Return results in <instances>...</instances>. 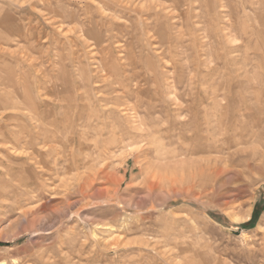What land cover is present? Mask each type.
Wrapping results in <instances>:
<instances>
[{"label": "rangeland", "instance_id": "rangeland-1", "mask_svg": "<svg viewBox=\"0 0 264 264\" xmlns=\"http://www.w3.org/2000/svg\"><path fill=\"white\" fill-rule=\"evenodd\" d=\"M0 264H264V0H0Z\"/></svg>", "mask_w": 264, "mask_h": 264}, {"label": "bare ground", "instance_id": "bare-ground-1", "mask_svg": "<svg viewBox=\"0 0 264 264\" xmlns=\"http://www.w3.org/2000/svg\"><path fill=\"white\" fill-rule=\"evenodd\" d=\"M244 107V106H243ZM234 108V107H233ZM245 111H246V109H244ZM243 110V111H244ZM238 111V110H237ZM242 111V112H243ZM244 113V112H243ZM237 114H239V113H237ZM244 115V114H243ZM239 116V115H238ZM246 116V115H245ZM243 117V116H242ZM233 118V117H232ZM237 118V117H236ZM237 120V119H236ZM221 121V120H220ZM219 121V122H220ZM235 121V120H234ZM233 121V122H234ZM209 122V121H208ZM206 123V122H205ZM217 123V122H216ZM239 123V122H238ZM242 123V122H241ZM219 125V124H218ZM240 125V124H239ZM238 126V125H237ZM211 127H213V126H211ZM238 128V127H237ZM246 128V127H245ZM220 130H221V128H220ZM229 130V129H228ZM242 130V129H241ZM209 131H211L210 130V128H209ZM224 131V130H223ZM225 131H227V130H225ZM237 132H238V130H237ZM242 132V131H241ZM226 133V132H225ZM229 133V132H228ZM231 133V132H230ZM233 133V132H232ZM222 135V134H221ZM227 135V134H226ZM207 137H209V136H207ZM214 137V136H213ZM227 137V136H226ZM223 138V137H222ZM148 139V138H147ZM214 139V138H213ZM216 139V138H215ZM205 140H206V138H205ZM207 140H208V145H210L209 144V138H207ZM203 142V141H202ZM205 142V143H206ZM211 142V141H210ZM220 142V141H219ZM204 143V142H203ZM217 143H218V141H217ZM216 143V144H217ZM221 143H223V142H221ZM206 146V145H205ZM226 146V145H225ZM196 147V146H195ZM197 147H198V145H197ZM209 147V146H208ZM214 147V146H213ZM216 147V146H215ZM214 147V148H215ZM194 149V148H193ZM201 149V148H200ZM207 150H208V148H207ZM194 151H195V149H194ZM205 151V150H204ZM149 152V151H148ZM193 152V151H192ZM191 152V153H192ZM195 152H197V151H195ZM188 153V152H187ZM218 155V154H217ZM219 160V159H218ZM217 159H206V160H204V162L206 163L205 164V167L207 168L206 170L210 173V174H212V175H214L215 176V178H218V177H220L221 175H223V172L224 171H222V170H220L215 164H213V163H216L217 161H218ZM203 174V173H202ZM198 182V181H197Z\"/></svg>", "mask_w": 264, "mask_h": 264}, {"label": "trees", "instance_id": "trees-1", "mask_svg": "<svg viewBox=\"0 0 264 264\" xmlns=\"http://www.w3.org/2000/svg\"><path fill=\"white\" fill-rule=\"evenodd\" d=\"M258 214H259V213H257V212L255 211L254 216L251 218V220L248 221V222H246V223L241 224V227H243V228L248 227V225H249L250 223L254 222V220H255V218L257 217Z\"/></svg>", "mask_w": 264, "mask_h": 264}]
</instances>
